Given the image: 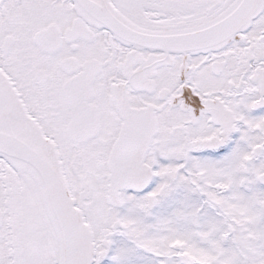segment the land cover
Returning <instances> with one entry per match:
<instances>
[{
	"label": "snow or ice",
	"instance_id": "obj_1",
	"mask_svg": "<svg viewBox=\"0 0 264 264\" xmlns=\"http://www.w3.org/2000/svg\"><path fill=\"white\" fill-rule=\"evenodd\" d=\"M0 264H264V0H0Z\"/></svg>",
	"mask_w": 264,
	"mask_h": 264
}]
</instances>
